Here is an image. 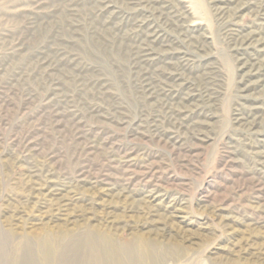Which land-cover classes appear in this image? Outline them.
<instances>
[{
	"label": "rangeland",
	"instance_id": "1",
	"mask_svg": "<svg viewBox=\"0 0 264 264\" xmlns=\"http://www.w3.org/2000/svg\"><path fill=\"white\" fill-rule=\"evenodd\" d=\"M263 13L0 0V264H43L51 235L52 264L137 238L161 264H264Z\"/></svg>",
	"mask_w": 264,
	"mask_h": 264
},
{
	"label": "bare ground",
	"instance_id": "2",
	"mask_svg": "<svg viewBox=\"0 0 264 264\" xmlns=\"http://www.w3.org/2000/svg\"><path fill=\"white\" fill-rule=\"evenodd\" d=\"M177 2V1H176ZM143 3V2H142ZM190 3V2H189ZM195 2H193L194 5ZM237 3V2H236ZM192 4V3H190ZM244 5V4H243ZM231 6V5H230ZM184 7V6H183ZM248 7V6H247ZM193 8V7H192ZM215 8V7H214ZM170 9V8H169ZM187 9V8H186ZM194 9V8H193ZM229 9V8H228ZM185 10V9H184ZM190 11V10H189ZM187 12V11H186ZM165 14V13H164ZM178 14V13H177ZM264 14V13H263ZM193 15V14H192ZM166 16V15H165ZM163 18V17H162ZM172 19V18H171ZM183 21V20H182ZM189 23V22H188ZM175 24V23H174ZM177 24V23H176ZM142 25V24H141ZM198 23H191L188 25L189 29L195 30ZM200 25V24H199ZM198 27V26H197ZM142 31V30H141ZM196 31V30H195ZM240 31V30H239ZM254 31V30H253ZM152 33V32H151ZM194 33V32H193ZM236 33V32H235ZM154 34V33H153ZM146 35V34H145ZM184 35V34H183ZM164 36V35H163ZM144 37V35H143ZM156 37V36H155ZM233 37V36H232ZM263 37V36H262ZM147 39V38H146ZM160 39V38H159ZM158 39V40H159ZM185 39V38H184ZM163 40V39H162ZM173 41V40H172ZM264 41V40H263ZM166 42V41H165ZM164 43V40H163ZM155 44V43H154ZM197 44V43H196ZM154 47V46H153ZM162 47V46H161ZM205 49V48H204ZM140 50V48H139ZM143 50V49H142ZM141 51V50H140ZM149 53V52H148ZM155 54V53H154ZM207 54V53H206ZM149 55V54H148ZM145 56V55H144ZM203 56V55H202ZM182 57V56H181ZM168 58V57H167ZM210 63V62H209ZM150 64V63H149ZM185 66V65H184ZM187 66V65H186ZM205 68V67H204ZM190 69V68H189ZM183 70V69H182ZM144 77V76H143ZM253 125V124H252ZM84 126V125H83ZM78 127V126H77ZM99 131V130H98ZM106 132V131H105ZM93 133V132H92ZM95 137V136H93ZM97 139V138H96ZM115 149V148H114ZM81 170V169H80ZM47 171V170H46ZM82 172V171H81ZM51 173V172H50ZM57 175V174H56ZM44 176V175H43ZM60 179V178H59ZM103 179V178H102ZM83 180V179H82ZM65 182V181H64ZM63 182V183H64ZM85 183V182H84ZM43 184V183H42ZM35 186V185H34ZM43 186V185H42ZM75 186V185H74ZM95 186V185H94ZM80 187V186H79ZM83 187V186H82ZM101 188V187H100ZM99 189V188H98ZM105 189V188H104ZM47 190V189H46ZM49 190V189H48ZM91 190V189H90ZM55 192V190H53ZM151 192V191H150ZM29 194V193H28ZM66 194V193H65ZM154 194V193H153ZM46 195V194H45ZM146 195V194H145ZM148 195V194H147ZM35 196V195H34ZM150 196V195H149ZM42 198V197H41ZM148 199V197H146ZM153 201L159 197L151 195ZM74 199V198H73ZM147 201V200H146ZM53 202V201H52ZM42 203V202H41ZM44 203V202H43ZM151 204V203H150ZM47 207V206H46ZM73 207V206H72ZM80 208V207H79ZM72 209V208H71ZM76 210V209H75ZM85 210V209H84ZM45 211V210H44ZM48 211V210H47ZM32 212V211H31ZM43 212V211H42ZM62 212V211H61ZM174 212V211H173ZM177 213V212H176ZM47 214V213H46ZM62 214V213H61ZM60 214V215H61ZM44 216V215H43ZM42 216V217H43ZM65 217L64 215H62ZM21 217V216H20ZM49 218V217H48ZM52 218V217H51ZM55 218V217H54ZM33 219V218H32ZM60 219V218H59ZM62 219V218H61ZM65 220V219H64ZM75 220V219H74ZM85 220V219H84ZM107 220V219H106ZM57 221V220H56ZM59 221V220H58ZM89 221V220H88ZM109 221V220H108ZM225 221V220H224ZM43 222V221H42ZM62 223V222H61ZM104 223V222H103ZM143 223V222H142ZM144 224V223H143ZM53 225V224H52ZM72 225V224H71ZM109 225V224H108ZM54 226V225H53ZM144 227V226H143ZM86 233V232H85ZM158 233V232H157ZM69 234V233H68ZM63 235V234H62ZM156 236V235H155ZM68 235L61 238L67 239ZM29 238V237H28ZM61 238L47 236L37 241V246L41 253V260L43 264H52L53 258L59 253L61 248ZM152 238V236L150 237ZM70 239V238H69ZM90 239V238H89ZM93 239V238H92ZM100 239V238H99ZM17 240V239H16ZM21 240V239H20ZM152 240V239H151ZM96 242V241H95ZM160 242V241H159ZM26 242L18 243L14 249H24ZM92 243V242H91ZM104 246V252L108 256L104 258L101 264H161L160 262V246L152 244L150 241L143 239H135L131 242L124 243L119 246L112 245L108 240L102 239L100 242ZM99 243V244H100ZM36 245V244H35ZM63 245V244H62ZM92 245V244H91ZM64 247V245H63ZM62 249V248H61ZM260 249V248H259ZM179 252V251H178ZM186 252V251H185ZM22 253V251H21ZM162 253V252H161ZM164 253V251H163ZM162 253V254H163ZM188 253V251H187ZM176 254V253H175ZM183 254V252H181ZM189 254V253H188ZM164 256V255H163ZM173 256V255H172ZM188 259V258H187ZM168 260V259H165ZM175 260V259H174ZM176 262V261H175ZM188 263V262H187ZM164 264V263H163Z\"/></svg>",
	"mask_w": 264,
	"mask_h": 264
}]
</instances>
